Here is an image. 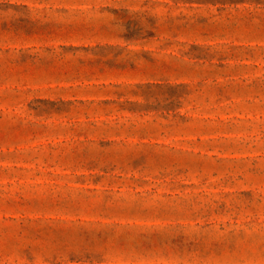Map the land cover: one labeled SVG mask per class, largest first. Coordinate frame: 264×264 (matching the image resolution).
Returning <instances> with one entry per match:
<instances>
[{
    "label": "rangeland",
    "instance_id": "obj_1",
    "mask_svg": "<svg viewBox=\"0 0 264 264\" xmlns=\"http://www.w3.org/2000/svg\"><path fill=\"white\" fill-rule=\"evenodd\" d=\"M0 264H264V0H0Z\"/></svg>",
    "mask_w": 264,
    "mask_h": 264
}]
</instances>
